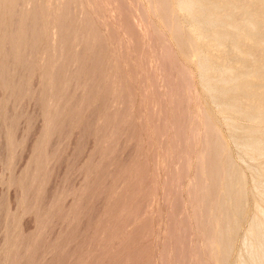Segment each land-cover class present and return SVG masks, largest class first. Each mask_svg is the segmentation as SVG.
Masks as SVG:
<instances>
[{
  "label": "rangeland",
  "instance_id": "1",
  "mask_svg": "<svg viewBox=\"0 0 264 264\" xmlns=\"http://www.w3.org/2000/svg\"><path fill=\"white\" fill-rule=\"evenodd\" d=\"M87 2L82 0L81 7L89 13L102 47L93 55L78 40L72 43L69 57L75 58L68 59L67 71L77 72L81 85L68 83L69 104L80 105L89 92V64L93 80L97 77L95 93L78 115L65 108L61 129L47 132L40 149L42 175L27 189L18 180L32 164L46 126L48 114L38 99L44 93L40 67L46 62L41 48L48 37L58 42L53 24L40 40L37 66L30 75L28 89L35 95L16 102L7 87H0V264H219L200 234L204 217L194 199L198 181L209 182L205 174L199 175V159L210 122L224 149L221 160L227 156L240 172L246 194L226 264L238 262L255 214L257 195L248 169L253 162L240 160L243 154L230 141L223 119L227 114L219 113L214 107L219 100L203 90L196 54L173 40L154 0H93L100 7L98 18ZM81 7L74 13L84 12ZM174 12L185 19L182 12ZM77 13L81 20L83 13ZM181 22L187 31L190 23ZM22 68L14 82L25 75ZM12 117L15 144L10 149ZM239 123L248 124L245 119ZM217 245L218 252L222 248ZM10 247L14 253L9 257Z\"/></svg>",
  "mask_w": 264,
  "mask_h": 264
},
{
  "label": "bare ground",
  "instance_id": "2",
  "mask_svg": "<svg viewBox=\"0 0 264 264\" xmlns=\"http://www.w3.org/2000/svg\"><path fill=\"white\" fill-rule=\"evenodd\" d=\"M51 2L52 0H0V87L2 89L7 87L11 91L8 95L14 97L16 102L23 101L26 95L30 96L34 93L28 89V85L30 75L37 66L36 54L41 46L40 40L45 36L48 26L53 24L58 30V42L47 41L50 40L48 37L46 44L41 48L46 62L40 67L44 93L38 95V99L41 98L44 115L45 112L48 115L44 134L35 144L32 164L18 180L21 187L26 189L33 186L32 181L42 175L45 160L40 149L47 132L54 133L61 129L60 117L65 113V108L70 109L71 115H78L79 109L95 93L93 88L97 86V77L93 80L91 76L94 67L89 64L88 74L92 73L89 74L91 79L89 92L84 94L85 97H81L80 105L73 103L74 106H72V102L69 104L71 100L68 83L73 81L81 85L79 74L77 72L72 74V70L69 75L67 71L72 43L78 40L82 43L83 50L93 55L102 46L94 31L89 13L81 7L82 0H64L56 4L53 2L55 5ZM87 3L91 5L90 9L95 11L98 18L100 7L93 0H88ZM26 4H31V7L26 9L28 7L27 5L25 8ZM154 5L163 24L167 26V29H171L173 40L178 43V46L181 49L190 48L196 54L201 86L208 98L219 100V103H216L218 106L214 104L215 108L218 107L219 113L227 114L223 119L227 122L230 141L232 140V144L243 154L240 160L248 157L249 162H253L251 165L250 163L246 165L251 171L253 190L256 189L255 214L242 239L243 256L241 258L238 256V262L234 264H264V0H173V3H170V0H154ZM77 6L84 10V12L78 11L84 15L83 18L80 17L81 20H77L75 16L77 12L73 11ZM173 11L183 13L182 16L188 21L184 25L190 23L189 29L188 25L186 27L189 32L185 31L182 24L184 22H181L186 20L178 19ZM55 16L57 18L54 21ZM186 53L189 55L188 51ZM94 57L90 58L92 62L96 58ZM98 60L100 59H97V62ZM19 67L25 68L22 70L26 73L25 75L22 73L24 76L21 75L22 77L14 82L15 73ZM75 68L74 70L77 69ZM14 118L16 121V117ZM14 118L12 117L13 121L10 120L12 122L8 121L9 144L7 146H10V149L15 144L11 137ZM204 119L209 120L207 116ZM240 119L247 120L248 124L241 125ZM210 124L204 123L208 132L206 142L203 144L205 147L206 143V150L201 152L200 159L197 158V161L200 160L198 161L200 169L197 166L200 170L199 175L205 174L209 182L199 180L198 185L195 184L198 188L194 189H198V192L197 194L194 192L196 194L194 199H197V206L202 207L201 213L203 212L204 218L200 213L199 216L203 218L200 223L204 228L200 234L205 235L206 247L215 261L226 264L229 248H231L230 239L237 232L239 226L237 218L240 219L238 216L242 213L246 194L244 196L240 172L232 167L227 156H223L221 160L224 149L219 142L220 139L218 140L219 136H216L218 131L216 132L215 127ZM8 153L11 155L12 152L8 151ZM44 178L45 176H42L41 180ZM41 180L38 182L39 186ZM220 186L224 190L222 196L217 193V188ZM219 213L222 217H219ZM222 218H224L223 221H221ZM215 244L222 248L219 249L220 254V251L217 252L214 249ZM7 250L10 257L14 253L13 247Z\"/></svg>",
  "mask_w": 264,
  "mask_h": 264
}]
</instances>
